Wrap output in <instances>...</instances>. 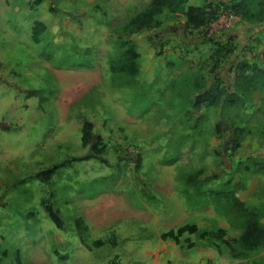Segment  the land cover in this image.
<instances>
[{"label": "rangeland", "instance_id": "rangeland-1", "mask_svg": "<svg viewBox=\"0 0 264 264\" xmlns=\"http://www.w3.org/2000/svg\"><path fill=\"white\" fill-rule=\"evenodd\" d=\"M239 1L161 0L139 28L153 0H0V264H264L239 240L264 230V16Z\"/></svg>", "mask_w": 264, "mask_h": 264}, {"label": "trees", "instance_id": "trees-1", "mask_svg": "<svg viewBox=\"0 0 264 264\" xmlns=\"http://www.w3.org/2000/svg\"><path fill=\"white\" fill-rule=\"evenodd\" d=\"M153 6L151 12H146L143 14L137 15L133 18V22L139 21V28L148 24L151 21L152 15L160 12V4L161 0H153ZM245 0H240L235 6L241 5L244 3ZM260 7L259 14L261 16L258 17L261 20L264 16V0H260L258 2ZM214 11L212 8L206 9L205 6H194L189 5L187 6L184 14L186 16V24L189 27L198 29L203 27L206 24H210L211 22L217 20L220 16H213ZM212 17V18H211ZM46 27L41 21H36L31 29V38L34 42H39L40 35L45 31ZM131 56L133 58L138 57V53L135 51H131ZM220 91L210 89L207 90L200 95H198L195 99L194 104L199 105L202 103H207L210 106H216L219 104L220 100ZM93 139L92 134V124L88 121L83 122L81 128V143L83 145L89 144ZM100 141V140H99ZM93 151V155L101 154V150L97 147L96 144L91 146ZM260 167H264V164L260 165ZM264 169V168H263ZM262 169V170H263ZM55 168H49L43 171H40L37 176L43 180L47 181L51 175L54 173ZM46 213L48 214L50 220L55 224L57 228H62V220L58 215V211L53 209L49 204L44 206ZM197 230L195 225H182L176 228L175 230L170 229L167 232L161 235L163 240L171 239L174 242H179V237L184 233H194ZM239 240L241 244L248 246V247H257L260 244L264 243V230L259 226L258 222L256 221L255 217L251 214L250 217L246 219V225L243 230V233L240 235Z\"/></svg>", "mask_w": 264, "mask_h": 264}, {"label": "built area", "instance_id": "built-area-1", "mask_svg": "<svg viewBox=\"0 0 264 264\" xmlns=\"http://www.w3.org/2000/svg\"><path fill=\"white\" fill-rule=\"evenodd\" d=\"M231 16L229 15H222L220 18H218L216 21H213V23H211V26L216 29H227L231 26Z\"/></svg>", "mask_w": 264, "mask_h": 264}]
</instances>
